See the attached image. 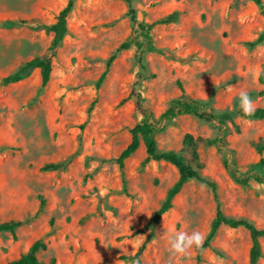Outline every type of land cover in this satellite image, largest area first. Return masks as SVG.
Instances as JSON below:
<instances>
[{
  "label": "rangeland",
  "instance_id": "obj_1",
  "mask_svg": "<svg viewBox=\"0 0 264 264\" xmlns=\"http://www.w3.org/2000/svg\"><path fill=\"white\" fill-rule=\"evenodd\" d=\"M71 1L49 83L42 87L38 68L6 83L27 61L50 52L55 32L37 24L55 23ZM132 3L137 22L127 0H0V220L29 218L15 234L0 232V264L39 239L48 247L38 257L60 264L198 263L197 248L170 255L165 232L198 231L205 238L210 232L217 202L212 188L196 179L132 259L149 233L136 230L147 226L180 175L168 161H146L143 138L123 175L118 158L145 118L128 98L135 85L153 114L159 151L181 154L214 180L228 216L264 228V187H255L264 185L257 179L264 178V152L256 145L264 118L245 117L238 101L247 91L254 109L264 108L260 8L253 0ZM184 102L193 111L182 110ZM226 159L246 181L233 177ZM62 162L67 166L43 170ZM42 198L44 210L36 215ZM261 244L258 264H264V236ZM251 245L248 230L223 226L200 264H250Z\"/></svg>",
  "mask_w": 264,
  "mask_h": 264
},
{
  "label": "trees",
  "instance_id": "obj_2",
  "mask_svg": "<svg viewBox=\"0 0 264 264\" xmlns=\"http://www.w3.org/2000/svg\"><path fill=\"white\" fill-rule=\"evenodd\" d=\"M127 1L129 3L131 18L133 22H137V12H136V9L133 7L132 0H127ZM253 2L260 8L261 13L264 16V0H253ZM73 6H74V2L71 1L67 5V7H65L61 11L55 23L50 24V25H45L41 23L37 24L38 27L46 28L49 31L55 32L56 36H55V40H54V43H53V46L50 52L45 54L44 56L35 57L27 61L25 64L20 66L14 74L9 75L4 79L6 83L21 81L27 78L28 76H30L32 72L37 68L40 69L41 71L42 87H45L49 83L51 79V74L53 71L52 59L56 55L57 48L60 46L61 41L63 40V38L65 37L67 33V26H66L67 18ZM263 38H264V32L260 36V39H263ZM125 47H126V44L122 45L116 51V53H114L110 57L107 63V69L105 70L102 77L100 78L99 84H101L105 80L106 76L109 73V69L111 68L113 62L116 60L118 56V53ZM142 69L145 71L146 66L143 65ZM128 98L134 100V104L136 108L144 115L145 118L142 123L136 125L132 129V141L122 151V153L120 154L118 158V163L122 170L123 175H124V168H125L126 160L140 148L141 143H142V138L146 144L147 153H148V157L146 161H150L152 159L159 160V161L160 160L168 161L172 163L173 165H175L180 173L178 180L169 189L167 197L164 200V202L160 205L158 209L154 211L147 226H145L144 228L140 230H136V233H145L147 231L149 233H148V236L145 242L139 247L136 255L132 257V259L135 260L137 257H139L144 252V250L146 249L147 243L151 240L152 236L155 234V229L157 225L160 223L163 216L167 214L174 207V199L182 191L184 185L188 181L192 179H196L212 188L215 200L217 202V215L212 223L211 230L208 233L207 237L205 238L202 246L198 248V253H197L198 263L197 264H200L202 253L204 252L206 248H209L212 246L213 239L216 237L218 231L223 226H228L234 229L244 228L249 231L251 240H252V245H251V250H250V264H258L260 258L263 256L261 237L264 236V228L258 227L255 223H253L252 221L248 219L233 218V217L228 216L223 210L222 202L220 200L218 184L214 180H211L203 176L199 168H196L190 163H188L181 154L176 153V152L159 151L158 146H157V141L153 135L152 122L150 120L153 114L149 110V108L145 105L143 95L137 88V85L133 87ZM126 99H124L123 101H126ZM192 109H194V107H192L189 102H184L182 110L191 111ZM171 113H174V112L170 110L166 112L165 114H163L162 117H169L171 116ZM227 114L231 116V113L228 112ZM202 115L208 118L214 117L213 114H208V113H203ZM245 117L264 118V108H257L251 116H245ZM256 145L259 147L260 154H263L264 138H260L259 141L256 143ZM261 162L264 163V157L261 158ZM225 165L230 170L233 177L237 181L239 182L246 181V180H241L242 178L239 177L237 170H234L233 168L229 166L227 159L225 160ZM66 166H67V162L51 163V164L45 165L43 167V170L44 171L58 170ZM257 179L262 181L264 178L261 175H257ZM125 192H126V189H125ZM0 201H1V197H0ZM45 203L46 201L45 199H43L41 202V206L39 210L37 211L36 215L43 212ZM28 221H29V218L12 219L9 221L0 220V232H11L15 234L17 229L21 227L23 224L27 223ZM47 247H48L47 243L44 240L39 239L30 246L27 252L21 254L19 258L11 260L7 264H60L56 257H52L49 261L41 260L38 257V253L41 250L46 249Z\"/></svg>",
  "mask_w": 264,
  "mask_h": 264
},
{
  "label": "clouds",
  "instance_id": "obj_3",
  "mask_svg": "<svg viewBox=\"0 0 264 264\" xmlns=\"http://www.w3.org/2000/svg\"><path fill=\"white\" fill-rule=\"evenodd\" d=\"M239 108L245 116H251L255 109L253 102L249 97L247 91H240L238 93ZM256 190L259 191L264 185H256ZM167 234L169 253L175 257H182L186 255L193 248H200L205 239L204 235L198 231L192 233L184 231H175L168 229Z\"/></svg>",
  "mask_w": 264,
  "mask_h": 264
}]
</instances>
